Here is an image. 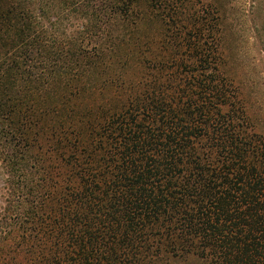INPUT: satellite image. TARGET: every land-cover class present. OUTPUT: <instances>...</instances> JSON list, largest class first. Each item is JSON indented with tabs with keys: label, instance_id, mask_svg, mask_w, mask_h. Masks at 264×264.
I'll return each mask as SVG.
<instances>
[{
	"label": "trees",
	"instance_id": "trees-1",
	"mask_svg": "<svg viewBox=\"0 0 264 264\" xmlns=\"http://www.w3.org/2000/svg\"><path fill=\"white\" fill-rule=\"evenodd\" d=\"M223 8L0 0V264H264V103Z\"/></svg>",
	"mask_w": 264,
	"mask_h": 264
},
{
	"label": "rangeland",
	"instance_id": "rangeland-1",
	"mask_svg": "<svg viewBox=\"0 0 264 264\" xmlns=\"http://www.w3.org/2000/svg\"><path fill=\"white\" fill-rule=\"evenodd\" d=\"M215 2L216 0H202ZM228 17V30L233 39L239 65L244 67L258 99L264 103V0H217ZM237 54V55H236ZM8 185L0 171V209L8 198Z\"/></svg>",
	"mask_w": 264,
	"mask_h": 264
}]
</instances>
